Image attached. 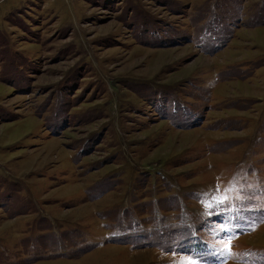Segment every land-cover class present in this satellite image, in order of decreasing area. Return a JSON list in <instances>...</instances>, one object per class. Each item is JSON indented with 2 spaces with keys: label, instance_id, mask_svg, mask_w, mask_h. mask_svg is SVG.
I'll list each match as a JSON object with an SVG mask.
<instances>
[{
  "label": "rangeland",
  "instance_id": "374dc122",
  "mask_svg": "<svg viewBox=\"0 0 264 264\" xmlns=\"http://www.w3.org/2000/svg\"><path fill=\"white\" fill-rule=\"evenodd\" d=\"M0 264H264V0H0Z\"/></svg>",
  "mask_w": 264,
  "mask_h": 264
},
{
  "label": "snow or ice",
  "instance_id": "6c2138e0",
  "mask_svg": "<svg viewBox=\"0 0 264 264\" xmlns=\"http://www.w3.org/2000/svg\"><path fill=\"white\" fill-rule=\"evenodd\" d=\"M230 249H231V241H229L228 245H226V251L228 252L229 255H231Z\"/></svg>",
  "mask_w": 264,
  "mask_h": 264
}]
</instances>
